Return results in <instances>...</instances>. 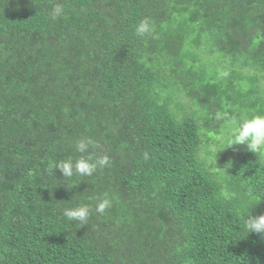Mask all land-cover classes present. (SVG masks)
Segmentation results:
<instances>
[{"label":"trees","instance_id":"trees-1","mask_svg":"<svg viewBox=\"0 0 264 264\" xmlns=\"http://www.w3.org/2000/svg\"><path fill=\"white\" fill-rule=\"evenodd\" d=\"M221 113L264 114V0H0V264H264V160ZM81 137L111 165L63 178Z\"/></svg>","mask_w":264,"mask_h":264},{"label":"clouds","instance_id":"clouds-1","mask_svg":"<svg viewBox=\"0 0 264 264\" xmlns=\"http://www.w3.org/2000/svg\"><path fill=\"white\" fill-rule=\"evenodd\" d=\"M64 14V7L61 4H56L52 8L49 18L56 21L58 18H62ZM154 31L155 25L148 17L140 20L135 26V35L140 38L151 37ZM217 119L226 121L229 132L227 142L231 146L243 145L248 152L264 160V114H253L250 117L245 115L237 118L229 116L227 113H221L217 116ZM98 148L99 145L92 138L81 137L74 141V150L81 155L75 159L70 156L64 160L55 161L49 167L51 170H59L62 177L66 179L73 176L91 177L97 170L111 165L108 155L92 154L90 152V149ZM231 163L229 161L221 170L230 168ZM248 195L250 197L254 196L258 202L264 199V195L257 194L256 190L252 188L249 189ZM256 204L249 208L248 215L243 219V224L247 235L249 233L259 234L264 239V214L255 216L250 214V209ZM111 207L112 198L109 194L105 193L103 197L97 198L95 205L97 213L102 215ZM91 212L92 208L89 204H79L75 207L64 208L62 215L68 221H75L84 226L87 225Z\"/></svg>","mask_w":264,"mask_h":264},{"label":"rangeland","instance_id":"rangeland-1","mask_svg":"<svg viewBox=\"0 0 264 264\" xmlns=\"http://www.w3.org/2000/svg\"><path fill=\"white\" fill-rule=\"evenodd\" d=\"M217 142H222V143H224L225 142V137H219L217 140H216ZM206 144V143H205ZM217 146V143H215V144H211L210 145V147H211V150H214V148Z\"/></svg>","mask_w":264,"mask_h":264}]
</instances>
